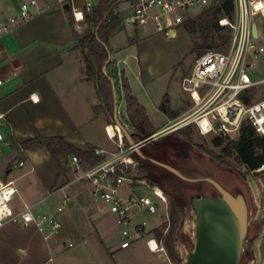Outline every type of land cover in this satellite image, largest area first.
Masks as SVG:
<instances>
[{
    "label": "crops",
    "instance_id": "obj_1",
    "mask_svg": "<svg viewBox=\"0 0 264 264\" xmlns=\"http://www.w3.org/2000/svg\"><path fill=\"white\" fill-rule=\"evenodd\" d=\"M25 1L0 0V22L14 16ZM84 4L85 0H37L31 10V19L0 38L1 67L5 77L0 88V173L15 182L14 210L37 204L35 215L54 217L62 227V232L56 236L50 235L47 224H43L42 231L34 225L1 227L0 264H47L51 248L59 253L74 250L68 257V264H172L167 255L149 251L145 240L120 249L122 237L116 217L100 200L92 197L90 187L74 183L52 193L66 181L55 161L38 144L28 149L20 146L36 137H62L80 151L89 148L116 150L115 143L106 135V127H113L110 117L103 111L93 110L101 103L94 83L86 76L82 54L75 49L72 24L68 21L71 5L82 10ZM121 31L118 29L109 39L112 58L127 79L125 68L128 59L133 57L139 68L136 77L148 94L155 78L145 65L143 54L141 58L128 54L122 59L118 55L137 48L144 38L139 36L140 32H150L146 28L127 29L129 34L120 39ZM191 68L181 75L179 88L170 78L166 92L158 93L151 101L137 95L127 79L132 95L150 121L149 107L157 109L168 120L163 126H156L151 121L156 131L154 140L161 136L162 127L169 121L175 119L178 122L189 114L187 97H179L182 93L180 81ZM164 95L168 96V108L173 118L159 108ZM18 162H23V166L12 169ZM121 192L125 194L127 189L124 187ZM106 214L114 217L119 228L121 239L116 249L109 245L106 225L109 217ZM154 218L137 216L138 220L148 223ZM122 252H126L124 259L116 261V255Z\"/></svg>",
    "mask_w": 264,
    "mask_h": 264
},
{
    "label": "built area",
    "instance_id": "obj_2",
    "mask_svg": "<svg viewBox=\"0 0 264 264\" xmlns=\"http://www.w3.org/2000/svg\"><path fill=\"white\" fill-rule=\"evenodd\" d=\"M94 1L85 0L82 10L71 5L72 24L79 27L81 22H85L86 15L95 6ZM36 3L37 0L22 2L14 16L0 22V38L29 21ZM121 3H126L125 14L119 16L122 29L146 28L150 34L159 33L171 39L185 22L193 19L195 12L218 5L220 0H121ZM232 5L234 18L218 20L219 26L230 32L224 50L202 52L195 59L190 73L180 81V89L191 106L189 114L173 127L175 130L194 123L201 136H229L240 133L246 125L257 135L264 136V100L251 103L246 99L252 89L264 85L263 78L253 80L249 75L254 67L253 59L264 53V45L259 42L261 30L256 24L257 21L264 22V0H232ZM116 13L120 14V11L116 10ZM1 63L0 56V88L5 83ZM170 127L167 129H172ZM116 134L111 135L106 127L107 138L116 145L113 152L89 148L84 151V157H68L66 164L72 178L56 187L52 193L74 183L88 185L92 197L100 200L116 217L122 237L120 249L145 240L149 251L167 255L165 247L152 234L155 227L137 219V216L153 218L158 215L161 208L158 210L156 201L166 205L164 192L145 179L130 176L139 167L135 147L128 144L124 147L123 136L118 129ZM146 140L137 144L141 145ZM91 158L96 160L91 162ZM23 164L18 162L12 169H18ZM124 187L127 189L125 194L121 192ZM16 192L15 182L0 173V228L7 224H20L24 227L34 225L42 231L43 224H47L50 235L56 236L62 232L60 222L54 217L35 215L37 204L14 210L12 204Z\"/></svg>",
    "mask_w": 264,
    "mask_h": 264
},
{
    "label": "rangeland",
    "instance_id": "obj_3",
    "mask_svg": "<svg viewBox=\"0 0 264 264\" xmlns=\"http://www.w3.org/2000/svg\"><path fill=\"white\" fill-rule=\"evenodd\" d=\"M222 2V0H221ZM222 4L220 3L219 6ZM126 3H121L118 6L120 11L119 16H123ZM203 11L195 12L193 19L185 22L181 28L178 29L177 34L174 38L168 39L163 34L152 33L146 34L140 32L139 36H142L143 40L139 42L137 48L129 52H122L124 54H119L118 58L122 59L125 55L131 54L132 56L139 55L140 58L143 54L145 65L150 69L153 75L154 83L152 89L148 91V94L141 88V83L136 77L139 71L138 65L133 57L128 59V66L125 68L126 77L129 84L133 87L137 95H143L146 100H153L157 98V94L166 91L167 83L172 78V83H177L179 88L178 80L182 74L193 67L195 59L202 53V49H194L195 45L202 44V29L200 28V15ZM228 17L230 19L234 18V8L233 5L229 4L225 7H220V12L218 15V20ZM218 22V21H217ZM257 26L260 27L261 37L259 42L264 45V22L257 21ZM219 26V24H218ZM220 27V26H219ZM222 28V27H220ZM72 29L77 35V39L83 37L87 31H89L90 26L85 22L81 23L78 27L72 24ZM120 29H122L120 27ZM122 34L119 35L120 39L126 37V32L122 29ZM230 32L227 28H223L220 31L211 29L207 35V40L210 42L213 40L212 45L216 48L211 49L214 51L224 50L226 45H222V42L228 38ZM141 39V38H140ZM116 42V41H115ZM77 45V40L75 41V46ZM254 67L249 72V75L253 80L264 79V53L258 55L253 59ZM123 65V64H122ZM172 66L173 69H172ZM192 69V68H191ZM116 77L119 79L122 70L117 67ZM124 75V74H123ZM125 77V76H124ZM118 89L116 90L117 99V112L118 119L121 124H127L126 126L133 130L126 122L125 116V104L122 100L124 98L123 91L121 90V82H117ZM186 97L183 93H180V99ZM246 99L249 102H256L264 100V85H260L252 89L247 95ZM101 103V108L103 112L108 115L110 119V125L113 123V116L106 111L105 104L102 99H99ZM188 107L191 106L187 103ZM160 108V107H159ZM151 121L156 126H163L168 123V120L157 111V109L148 108ZM176 120L172 119L166 127H162L161 131L167 130V126H171ZM179 122V121H178ZM246 126V125H245ZM126 127V129H127ZM263 137V136H262ZM255 139V153L256 155H262V164L257 171H250L238 158L237 151L231 149L228 153L227 145L230 141H237V145L241 141L240 133L231 134L229 136L224 135H206L201 136L198 134L194 123L186 124L172 132H162L161 136L154 140L152 143L145 145L141 149L143 156L149 160L154 159L157 162H163L171 167L179 169L182 173H187L186 170L180 166V149L187 150V153L193 155L198 161L202 162L204 166L211 168L216 174L229 173L235 177L241 183L245 190L246 197L249 204V234L248 239L245 241L243 259L240 264H264V137L254 134ZM142 139L141 141H144ZM139 141V142H141ZM124 147L127 146L123 142ZM74 154H68L63 156L61 159L62 175L65 176L64 179L69 180L72 178V173L68 169L66 161L68 157ZM141 162L147 167L149 176L154 181L153 183L161 188V183L169 184L173 187L175 191L168 186L164 185L165 190L170 191L165 192L164 196L166 198V205H162L156 201V206L158 210L161 208L157 217L149 220V225L155 224V228L152 232L153 236L159 241L166 250L168 257L167 248L168 243H171L179 258L183 261L186 252H190L193 247L194 240V225H195V214L192 208L187 205L181 198H179L174 192L179 186H187V183L181 181L176 175L166 169L162 168L160 165L146 161L140 157ZM132 178L138 179L137 170H134L131 175ZM143 177L146 181L150 183V179L144 174ZM141 178V179H145ZM64 183V182H63ZM151 184V183H150ZM173 193V194H172ZM175 194V195H174ZM45 201V200H44ZM102 207V206H101ZM166 207V208H165ZM106 208V207H105ZM107 209V208H106ZM171 210L176 212V223L172 236H169L170 232V213ZM38 212V209H37ZM40 214V212H38ZM107 234L109 236V245L111 248L116 249L120 243L119 228L114 221V217H110L108 214ZM144 218H149V216H143ZM12 225V224H7ZM17 226H22L20 224H13ZM168 246V247H167ZM74 250L69 252L59 253L57 250L51 248V254L49 255V261L47 264H68V257ZM126 252L118 253L116 255V261L124 259ZM105 255V254H104Z\"/></svg>",
    "mask_w": 264,
    "mask_h": 264
},
{
    "label": "trees",
    "instance_id": "obj_4",
    "mask_svg": "<svg viewBox=\"0 0 264 264\" xmlns=\"http://www.w3.org/2000/svg\"><path fill=\"white\" fill-rule=\"evenodd\" d=\"M121 0H96V5L91 9L90 13L85 17V23L90 26L87 33L77 39L75 31L72 29L73 37L77 40L75 49L79 50L82 54L86 76L95 85L97 96L102 99L106 111L113 114V93L111 83L114 84L115 92L118 89L117 82H121V90L123 91L124 98L122 99L125 104V118L128 125L133 129L128 128L126 123L122 124L124 128L127 127V131L130 134L134 142H139L142 139H147L152 136L156 131L153 127L150 119L148 118L145 110L140 106L136 98L132 95L129 88L127 79L124 77L123 72L120 74V78L115 76L117 73V65L112 58V51L109 48V39L120 29L121 19L116 13L118 5ZM221 6L214 5L204 10L200 15V28L202 29V44L195 45L194 49H202L204 51L216 48L212 45L213 40L208 42L207 35L211 29L220 31L223 28L218 26V15L220 7L226 5L232 6V0H220ZM69 23L72 24L71 18L68 17ZM228 38L222 42V45H226ZM105 65V74L102 73V68ZM160 109L163 113L170 118H173L172 112L168 108V96L164 95L160 104ZM95 112L103 111L101 107H94ZM256 134L249 126H244L240 132L241 141L238 145L235 144V140H232L227 145V153L231 149H235L238 154L239 160L250 170L257 171L262 164V155H256L255 153V139ZM264 137V136H263ZM261 136V138H263ZM123 142L127 144V141L123 138ZM153 142V141H152ZM150 142V143H152ZM148 143V144H150ZM33 144L42 146L51 158L55 161L59 168V172L62 174L61 159L68 154H74L79 157H84V151L77 150L71 145L66 143L62 137H53L43 139L36 137L21 143V148L28 149ZM147 144V145H148ZM96 159L91 158L90 161L94 162ZM138 179L145 178L144 174L150 179L151 185H155L149 172L142 166L136 168ZM146 180V178H145ZM148 182V181H147ZM149 183V182H148ZM164 192V191H163ZM180 198V197H179ZM176 212L171 210L170 213V232L169 236H172L175 223ZM169 246V247H168ZM168 258L172 264H181L179 255L176 253L174 246L168 243Z\"/></svg>",
    "mask_w": 264,
    "mask_h": 264
},
{
    "label": "water",
    "instance_id": "obj_5",
    "mask_svg": "<svg viewBox=\"0 0 264 264\" xmlns=\"http://www.w3.org/2000/svg\"><path fill=\"white\" fill-rule=\"evenodd\" d=\"M67 9V6L64 7ZM254 33V31H253ZM105 74V65L102 68ZM113 93V125L118 128L129 146L135 147L136 160L140 166L148 170L140 157L148 162L170 170L187 186H179L174 192L195 214L194 240L190 252H186L181 264H240L243 259L245 241L249 234V204L244 188L239 180L229 173H215L211 168L203 166L187 150L180 149V166L189 174L154 159H147L141 153L143 146L154 141V135L146 142L138 145L118 119L117 99L114 84ZM175 129L165 130L172 132ZM163 131V132H165ZM237 144V141H235ZM201 164V167L198 165ZM211 169V170H210ZM175 191L169 184L161 183ZM173 194V193H172ZM174 194V195H175Z\"/></svg>",
    "mask_w": 264,
    "mask_h": 264
},
{
    "label": "bare ground",
    "instance_id": "obj_6",
    "mask_svg": "<svg viewBox=\"0 0 264 264\" xmlns=\"http://www.w3.org/2000/svg\"><path fill=\"white\" fill-rule=\"evenodd\" d=\"M176 126V124L174 123L173 125H171V127L170 128H173V127H175ZM117 129L118 128H116V127H112V126H108V130H109V133L111 134V135H115L116 134V131H117ZM169 129V128H168ZM163 132V130L161 131V133ZM117 135V134H116ZM154 136H156V135H154ZM199 167H201V164H199L198 165ZM204 166V165H203ZM207 167V166H206ZM209 169V168H208ZM211 170V169H210ZM162 197H163V195H161ZM158 215L156 214L155 215V217H157Z\"/></svg>",
    "mask_w": 264,
    "mask_h": 264
}]
</instances>
